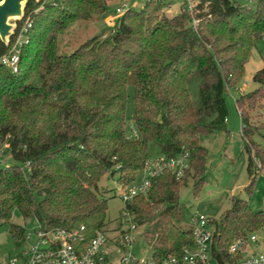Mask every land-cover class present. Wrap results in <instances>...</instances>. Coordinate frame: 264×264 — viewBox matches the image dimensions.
Returning <instances> with one entry per match:
<instances>
[{
  "label": "trees",
  "instance_id": "obj_1",
  "mask_svg": "<svg viewBox=\"0 0 264 264\" xmlns=\"http://www.w3.org/2000/svg\"><path fill=\"white\" fill-rule=\"evenodd\" d=\"M107 1L27 0L8 44L0 41L1 56L26 27L17 71L0 66V145L8 143L3 157L12 159L0 164V221L8 222L16 247L24 228L10 222L15 209L45 230L84 226L88 238L105 231L108 198L99 182L116 173L121 188L133 183L148 165L152 141L164 160L186 154L188 162L179 176L162 168L150 177L146 194L124 202L161 264L180 259L194 244L190 229L179 225L180 190L192 179L196 195L205 183L207 149L199 139L224 127L225 92L242 78L264 35V0L253 6L198 0L193 13L172 15L163 1L151 0L117 17L103 38L59 53L58 35L78 20L103 15ZM252 79L258 86L234 100L248 154V195L264 164V149L253 139L264 124L252 120L253 111L264 108V64ZM128 86L139 137L126 134ZM208 221L214 226L212 258L226 264L236 257L229 253L232 244L246 243L264 225V208L234 197Z\"/></svg>",
  "mask_w": 264,
  "mask_h": 264
},
{
  "label": "rangeland",
  "instance_id": "obj_2",
  "mask_svg": "<svg viewBox=\"0 0 264 264\" xmlns=\"http://www.w3.org/2000/svg\"><path fill=\"white\" fill-rule=\"evenodd\" d=\"M121 1L110 0L106 9L107 12L103 15L89 20H78L62 31L57 37L58 52L70 53L91 37L103 38L108 35L113 27L107 21L109 17L115 15L114 10L121 4ZM128 3L132 5L134 10H139L144 5L140 0H128ZM172 4L171 10L175 13L178 11L180 0H173ZM16 20V18L9 20L10 24L14 26L13 32L16 27ZM263 64L264 35L252 49L251 57L245 64L242 78L235 87L229 88L225 92L227 116L224 127L213 133L200 136V144L207 149L205 183L196 195L193 194L192 179H189L181 188L179 200L183 207V218L179 225L182 229H190L195 216L204 215L218 219L231 206L234 197L248 199L254 210L264 208V164L261 166V172L256 176L250 195L243 189L249 180L247 172L248 154L245 149V140L241 134V120L234 102L240 94L249 92L258 86L253 81L252 76ZM125 119L127 136L139 137L133 121L132 86L127 87ZM252 120L255 125L264 124V108H257L256 111H253ZM253 139L264 149V128L257 130ZM146 149L149 158L148 165L145 170L136 173L133 182L135 184L142 183L144 177L153 168L159 167L161 159H163L160 148L152 141L147 142ZM11 162L12 159L9 155L0 158V164L4 165ZM99 187L105 189L103 194L108 198L106 229H109L121 221L120 216L124 208V202L120 197L122 188L116 182V173L113 176L109 174L104 176L99 182ZM10 222L22 226L24 234L28 237L20 246L16 247L8 232V222L0 221V264H9L10 260L18 254L23 255V259L15 264H25L28 255L24 254V251L37 241L35 231L39 228L38 221L35 218H24L18 209H15ZM142 228V226H138L134 231L136 234L134 252L138 253L142 249L147 255H150L151 250L142 237ZM258 236L259 245L257 247L252 245L250 249L264 252V234L260 232ZM210 264H216V262L211 261Z\"/></svg>",
  "mask_w": 264,
  "mask_h": 264
},
{
  "label": "built area",
  "instance_id": "obj_3",
  "mask_svg": "<svg viewBox=\"0 0 264 264\" xmlns=\"http://www.w3.org/2000/svg\"><path fill=\"white\" fill-rule=\"evenodd\" d=\"M145 3L151 0H140ZM163 1V10L166 14H172L173 0H153ZM232 3L253 6L256 0H229ZM198 0H180L178 12L188 11L193 13L197 7ZM132 5L128 0H122L121 4L114 10L115 15L109 17L107 23L114 25L117 17L122 15ZM198 20L191 17L189 25L195 27ZM29 25V23L27 24ZM26 27H22L15 37L11 49L0 56V66L6 67L11 72L18 69L19 51L25 39ZM8 147L7 142L0 145V158L3 151ZM10 156V155H9ZM187 155L180 154L169 159H161L159 167L153 168L140 184L131 183L121 189L120 197L123 202L131 200L139 194H146L150 187V177L167 167L175 171L176 175L182 174L184 168L188 167ZM147 167V166H146ZM145 170V169H144ZM121 223L100 231L88 238L84 232V226L79 229H57L45 230L40 227L35 231L37 241L32 244L24 254L28 255L25 264H157L151 254L147 255L142 249L138 253L134 252L135 235L134 231L138 225L133 221L132 214L123 209ZM190 231L194 240L192 246L183 249L180 259L169 257L161 264H210L215 261L212 258V242L214 237V226L209 223L208 217L204 215L195 216L190 226ZM264 234V225L256 232L248 236L246 243L236 241L229 249V253L236 255L232 261L226 264H264V252L253 251L252 245H259L258 233ZM28 236L24 234V241ZM23 255L18 254L13 257L9 264H15Z\"/></svg>",
  "mask_w": 264,
  "mask_h": 264
},
{
  "label": "water",
  "instance_id": "obj_4",
  "mask_svg": "<svg viewBox=\"0 0 264 264\" xmlns=\"http://www.w3.org/2000/svg\"><path fill=\"white\" fill-rule=\"evenodd\" d=\"M27 0H0V41L8 44L13 34V25L9 19L15 17L17 20L23 16L24 6Z\"/></svg>",
  "mask_w": 264,
  "mask_h": 264
},
{
  "label": "crops",
  "instance_id": "obj_5",
  "mask_svg": "<svg viewBox=\"0 0 264 264\" xmlns=\"http://www.w3.org/2000/svg\"><path fill=\"white\" fill-rule=\"evenodd\" d=\"M109 1H110V0L107 1V7H108V4H109ZM106 12H107V11H106ZM175 13H176V12H175ZM175 13L173 12L172 14H175ZM172 14H170V15H172Z\"/></svg>",
  "mask_w": 264,
  "mask_h": 264
},
{
  "label": "bare ground",
  "instance_id": "obj_6",
  "mask_svg": "<svg viewBox=\"0 0 264 264\" xmlns=\"http://www.w3.org/2000/svg\"><path fill=\"white\" fill-rule=\"evenodd\" d=\"M11 18H15V17H11ZM11 18H10V19H11ZM10 19H9V20H10Z\"/></svg>",
  "mask_w": 264,
  "mask_h": 264
}]
</instances>
